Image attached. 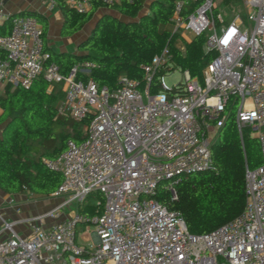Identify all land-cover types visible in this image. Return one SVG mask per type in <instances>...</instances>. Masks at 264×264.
I'll return each mask as SVG.
<instances>
[{"label":"built area","instance_id":"built-area-1","mask_svg":"<svg viewBox=\"0 0 264 264\" xmlns=\"http://www.w3.org/2000/svg\"><path fill=\"white\" fill-rule=\"evenodd\" d=\"M64 1L86 13L94 1L112 7L135 0ZM173 4L170 37L181 51L207 33L205 51L214 57L202 79L172 61L171 39L143 66V79L120 74L112 89L78 77L90 76L92 60L74 65L67 76L56 62L46 64L43 26L32 15L14 16L9 32L0 34V94L7 85L29 88L39 76L49 89L65 83L58 112L81 122L83 136L68 138L62 153L44 158L62 173L53 195L64 200L26 219L2 218L0 264H264V0ZM55 7L48 0L47 8ZM10 15L0 4V25ZM177 67L182 80L169 86L165 74ZM155 79L158 92L150 90ZM231 100L238 105L240 134L248 127L259 140L261 163L246 169L243 212L194 234L157 193L164 189L175 198L182 175L215 168L210 145ZM91 195L98 198L93 212L86 207ZM18 223H27L29 233H19ZM78 225L93 241H79Z\"/></svg>","mask_w":264,"mask_h":264},{"label":"trees","instance_id":"trees-1","mask_svg":"<svg viewBox=\"0 0 264 264\" xmlns=\"http://www.w3.org/2000/svg\"><path fill=\"white\" fill-rule=\"evenodd\" d=\"M54 1L62 14L60 34L64 37L79 32L103 7L113 8L122 16L102 12L91 33L78 43L77 52L56 51L49 45L50 22L40 11L20 10L4 20L0 34L9 32L14 16L32 15L39 19L44 30L45 62H56L65 76L74 65L92 60L96 66L90 76L79 74L78 77H91L112 89L117 86L120 74L143 79V66L151 62L169 39L174 52L172 61L190 69L200 79L203 68L214 57L205 51V32L185 42L184 52L170 37L173 0L123 1L112 7L94 1L86 13H78L64 0ZM232 1L239 0H225V3ZM150 90H160L156 79ZM57 106V94L49 91V82L43 76L34 79L29 88L7 85L0 94L1 190L51 196L58 189L62 173L51 169L44 158H55L62 153L68 138L81 141L83 136L81 122L59 114ZM235 106L236 102L231 100L226 120L210 145L215 168L182 175L176 184L175 198L164 189L157 193L161 202L182 213L191 233L209 232L238 217L246 205V169L261 163L259 140L244 128L240 134Z\"/></svg>","mask_w":264,"mask_h":264},{"label":"rangeland","instance_id":"rangeland-1","mask_svg":"<svg viewBox=\"0 0 264 264\" xmlns=\"http://www.w3.org/2000/svg\"><path fill=\"white\" fill-rule=\"evenodd\" d=\"M48 4V3H47ZM47 4H46V14L49 18L50 21V32H49V44L56 50L59 49H67L70 51H77L78 50V43L79 41H81L82 39L86 38L92 30L93 24L96 20V18L98 17V15L102 12V10L104 9L101 8L100 10H98L95 14L94 17L84 25V27L77 32L76 34H74L71 37H63L60 34V18L57 15L58 14V8L57 6L53 9V10H49L47 8ZM112 9V8H110ZM228 20V18H226ZM226 20V21H227ZM206 32H205V36H206ZM182 80V68L181 67H177L172 69L170 72L165 74V82L169 85V86H173L175 84H177L178 82H180ZM65 83H61L59 85H57L56 89L54 90V92L57 94V104H59L62 99L64 98V90H65ZM0 90H2V87L0 88ZM237 106H235V111L237 110ZM2 126H0V132H1ZM244 130L247 131L249 129H247L246 127H244ZM250 133V131H249ZM214 136V135H213ZM27 194L32 195L39 203L41 209H46L48 210L49 208L56 206L57 204L61 203L64 200V197H57L54 195L51 196H43V195H35L32 194L30 192H27ZM98 203V198L96 195H91L88 198L87 201V210L90 212H93V208L97 205ZM74 206H76L75 203H73L70 206H67L64 208V216L69 214L70 211L74 208ZM89 227L91 230H95L96 229V225L94 223H90ZM83 229V225H78V231L81 232ZM78 239L80 241H88L83 237V232L79 233L78 235ZM89 240H92V237H90Z\"/></svg>","mask_w":264,"mask_h":264},{"label":"crops","instance_id":"crops-1","mask_svg":"<svg viewBox=\"0 0 264 264\" xmlns=\"http://www.w3.org/2000/svg\"><path fill=\"white\" fill-rule=\"evenodd\" d=\"M47 3H48V0H0V4L2 6H4L6 11L9 12L10 14H13V13L20 11V10H35V11H40L47 16V14H46V4ZM104 11H108V12H110L116 16L122 17L113 8L110 9V8L106 7L102 10V12H104ZM57 15L60 18V29H61L63 18H62V14H61L59 8H58V14ZM49 32H50V28H49ZM49 32H48V35H49ZM69 37H71V36H69ZM48 43H49V37H48ZM54 50H56V49H54ZM56 51H70V50L59 49ZM77 51H71V52H77ZM59 84H61V83L54 84L53 88L49 89V91H52V90L54 91L56 89L57 85H59ZM45 211H47V210L41 209L38 201L32 195L27 194V192L26 193L11 194V193H7V192L0 189V222L2 221V218H5L9 221H15V220L26 219V218L35 216L36 214H39V213H42ZM49 222L50 221H46V224H49ZM16 229L19 231V233H21L22 235H25V234L29 233L30 227L27 223H18L16 225ZM82 232H83V237L86 240H88L89 239L88 234L83 229L79 233H82ZM80 242H82V241H80ZM83 243H86V241L85 242L83 241Z\"/></svg>","mask_w":264,"mask_h":264},{"label":"water","instance_id":"water-1","mask_svg":"<svg viewBox=\"0 0 264 264\" xmlns=\"http://www.w3.org/2000/svg\"><path fill=\"white\" fill-rule=\"evenodd\" d=\"M97 20V19H96Z\"/></svg>","mask_w":264,"mask_h":264}]
</instances>
